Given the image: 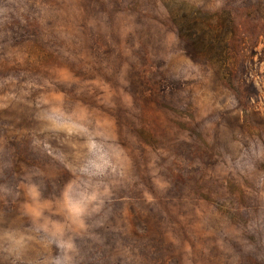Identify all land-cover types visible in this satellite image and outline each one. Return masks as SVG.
I'll return each mask as SVG.
<instances>
[{
  "label": "rangeland",
  "instance_id": "rangeland-1",
  "mask_svg": "<svg viewBox=\"0 0 264 264\" xmlns=\"http://www.w3.org/2000/svg\"><path fill=\"white\" fill-rule=\"evenodd\" d=\"M181 1L233 87L163 0H0V264H264V0Z\"/></svg>",
  "mask_w": 264,
  "mask_h": 264
},
{
  "label": "trees",
  "instance_id": "trees-1",
  "mask_svg": "<svg viewBox=\"0 0 264 264\" xmlns=\"http://www.w3.org/2000/svg\"><path fill=\"white\" fill-rule=\"evenodd\" d=\"M163 2L189 51L196 57L215 64L222 79L233 87L229 48L230 41L236 34V26L231 12L203 11L181 0ZM184 5L190 7L186 8Z\"/></svg>",
  "mask_w": 264,
  "mask_h": 264
}]
</instances>
